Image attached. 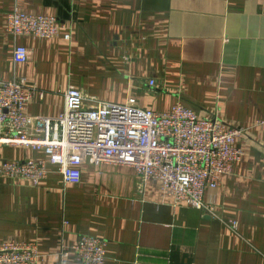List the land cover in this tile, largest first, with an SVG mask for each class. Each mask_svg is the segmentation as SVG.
<instances>
[{
	"label": "crops",
	"instance_id": "crops-1",
	"mask_svg": "<svg viewBox=\"0 0 264 264\" xmlns=\"http://www.w3.org/2000/svg\"><path fill=\"white\" fill-rule=\"evenodd\" d=\"M14 7L55 16L62 29L14 38L4 32ZM15 44L27 49L26 62L13 61ZM17 76L34 87L25 109L31 137L42 136L38 117L97 108L67 104L55 85L83 87L113 114L119 105L164 111L181 102L250 129L235 143L242 158L207 192L211 216L130 167L84 164L77 184L52 167L37 185L0 176V241L36 243V264H78L70 249L83 235L105 241L103 264H264V130L251 127L264 119V0H0V80ZM45 156L0 144V161Z\"/></svg>",
	"mask_w": 264,
	"mask_h": 264
},
{
	"label": "built area",
	"instance_id": "built-area-1",
	"mask_svg": "<svg viewBox=\"0 0 264 264\" xmlns=\"http://www.w3.org/2000/svg\"><path fill=\"white\" fill-rule=\"evenodd\" d=\"M61 29L55 16L24 13L14 7L6 15L4 32L14 38H53ZM64 37L69 39L70 32ZM12 59L26 62L27 49L15 44ZM154 85L150 79L148 86ZM53 92L63 95L67 104L96 103L97 108L69 107L55 118L38 117L42 136L31 137L25 109L33 99L34 87L20 76L0 80V144L33 147L46 154L39 160H2L0 176L37 185L56 167L64 183L77 184L84 164L130 167L144 183L158 182L161 192L174 201L202 215H213L215 206L207 192L217 189L220 178L242 158L244 150L235 143L249 127L225 126L181 102L164 111L119 105L113 114L112 104L83 87L62 91L55 85ZM251 127L264 130V119ZM70 250L78 264H103L105 259V241L95 236H80ZM66 254L62 248L61 255ZM38 259L34 242L0 241V264H36Z\"/></svg>",
	"mask_w": 264,
	"mask_h": 264
}]
</instances>
